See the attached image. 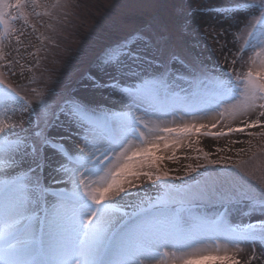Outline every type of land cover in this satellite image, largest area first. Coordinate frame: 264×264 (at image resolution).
Masks as SVG:
<instances>
[{
	"label": "rangeland",
	"instance_id": "1",
	"mask_svg": "<svg viewBox=\"0 0 264 264\" xmlns=\"http://www.w3.org/2000/svg\"><path fill=\"white\" fill-rule=\"evenodd\" d=\"M7 2L15 3V0ZM261 3L262 0H37L34 5L31 0H25L24 9H11L7 33L0 25V92L26 95L37 111L41 101H46L50 109H57L65 101L77 99L88 106L95 119L142 118L148 127L138 126L147 138L155 139L167 134L149 131V128L181 127L177 117L169 116L173 109L182 108L190 115L204 107L213 109L209 122L191 124L207 126L199 133L193 132L167 149L159 141L157 154L165 158L157 167L144 169L153 173L152 180L135 181L136 187L128 188L126 193L110 201L119 207L115 214L121 218L120 225L113 230L115 233H130L138 216L163 214L179 218L184 238L179 242L170 241L157 250L160 258L168 261L166 264H175L171 261L170 244L187 248L192 245L190 236L197 243L205 237L208 247L219 256L234 252L229 247L225 252L224 242L244 241L248 245L235 259L240 264H264V240L259 236L255 240L233 242L228 239V232L217 231L212 226L213 221L222 218L228 228L241 232L259 233L264 228V211L259 206L264 197V126L223 136L204 134L228 132L256 120L264 125V117L258 115L260 109L235 116L228 111L240 99L242 84L236 77L243 78L249 69L257 71L264 60V56L255 55L264 51L255 36L251 45L245 44L251 24L260 18ZM11 16L16 19L11 20ZM125 41L133 42L132 50L138 59L127 60L119 71L99 70V61L106 50ZM250 58L256 60L255 65ZM161 72L163 82L156 79ZM86 73L104 82L115 81L119 90L132 95L133 114H128V107L132 106H125L128 98L117 109L109 107L108 95L102 94L97 101L81 95L82 90L94 89L85 87L89 84L83 79ZM186 77L192 79L187 81ZM155 81L160 82L158 87H153ZM195 81L197 88H194ZM218 82H223L225 87H218ZM142 86L143 90L138 92ZM160 102L163 111L158 108ZM7 103L8 109L0 107V120H6L12 129L6 130L8 137L30 135L35 130L32 121L36 120L32 113L29 115L30 105L23 100L21 103L26 105L23 108L20 104ZM152 112L169 117L168 125L154 126ZM221 112L225 113L223 117L219 115ZM104 131V127H99L92 135L108 142ZM113 133L117 135V130ZM48 134L69 153H78L83 139L90 136L87 126L69 125L66 119L51 127ZM72 138L78 151L68 148L67 140ZM47 151L43 153L46 163L35 175L29 171L35 167L31 158L21 155L20 164L0 174V178L15 179L27 173L32 180L38 176L43 189L55 191L45 193L42 206H37L35 200L29 205L34 217L33 230L52 241L61 230L58 227L61 220L68 221V210L60 209L57 194L70 192L72 188L67 187L73 185L71 179L67 182V173L60 170L61 156L54 172L61 174L63 181L51 182ZM106 154L113 155L111 151ZM158 174L163 176L167 187L156 180ZM12 195L9 191L0 195V206L8 204ZM245 195L255 197L257 205L253 207ZM39 219L42 230H39ZM134 239V234L129 235V240ZM199 256L198 252L194 258Z\"/></svg>",
	"mask_w": 264,
	"mask_h": 264
},
{
	"label": "snow or ice",
	"instance_id": "2",
	"mask_svg": "<svg viewBox=\"0 0 264 264\" xmlns=\"http://www.w3.org/2000/svg\"><path fill=\"white\" fill-rule=\"evenodd\" d=\"M31 2L35 5L37 0ZM24 8L25 0H15V3L0 0V25L4 26L5 31L8 30L11 9ZM15 19V16H11V20ZM247 35L246 45H251L255 36L259 45L264 48V0L261 3L260 18L251 24V31ZM132 43L125 41L106 50L99 61L100 68L119 71L127 60L138 59V55L132 50ZM255 55L264 56V51ZM250 59L255 65L256 60ZM83 79L89 82L85 87L111 89L114 93L119 90L117 82L98 80L92 73H86ZM236 79L242 84L240 99L228 111L235 116L247 115L260 109L258 115L264 117V60L260 62L257 71L249 69L243 74V78L237 76ZM156 83L158 82H153V87ZM217 86L225 87L223 82H218ZM142 90L143 86L137 89L138 92ZM22 100V97L13 95L10 91L0 92V107L4 109H8L9 101L25 107L26 105L21 103ZM38 108L39 111L29 109L30 116L32 111H36V120L32 121L35 123V130L24 137L10 139L6 131L12 130L9 123L0 120V157L8 158L16 154L29 156L35 165L29 169L33 175L45 165L43 153L48 148L63 157L60 170L70 174L73 187L70 192L57 194V200L60 208L68 210V224L58 226L61 230L55 242L45 239L43 234L38 235L34 230L30 231V226L26 227L24 223L32 220L29 205L35 200L39 206L40 200L45 198L46 190L41 187L39 177L36 176V179L32 180L25 173L15 179L0 181V185L13 194L8 204L0 206V264H145L148 254L154 249L184 238L179 218L163 214L138 216L130 233H115L113 230L120 225L121 218L115 214L110 201L126 193L128 188L136 187L135 181L142 178L152 180L153 173L144 169L157 167L158 162L165 158L157 154L160 151L159 141H163V147L167 149L170 144H178L181 138L193 132L199 133L201 128L207 127L206 125L157 126L149 128V131L167 135L149 139L138 126L148 127L142 118H113L111 121L107 117L103 120L95 119L88 106L77 99H69L57 109H50L46 101H41ZM219 115L223 117L225 113L221 112ZM65 119L69 125L78 124L89 129L90 136L83 139V146L79 148L78 153H69L63 144L57 143L48 134L51 127L57 126ZM109 126L117 130V135L112 138L110 146L102 151L92 133L99 127ZM261 126L264 125L256 120L245 124L244 127L229 129L228 132L204 134L223 136L230 132H244L245 128ZM212 127L216 125L213 124ZM172 134H176L175 137H172ZM109 151L114 155L108 156L106 153ZM77 176L80 177L79 180L76 179ZM164 176L167 177V173H164ZM155 178L161 179L160 175ZM245 199L249 200L253 207L258 203L255 197L245 195ZM259 206L260 210L264 211V197L260 199ZM212 226L217 231L228 232V239L233 242L255 240L257 236L264 240V228L259 233L254 230L241 232L228 228L222 218L213 221ZM133 234L135 239L129 240V235ZM216 250H219V245ZM200 251L193 249V252L178 257L175 264H201L203 260L219 261L220 264H240L238 259L228 255L194 258Z\"/></svg>",
	"mask_w": 264,
	"mask_h": 264
},
{
	"label": "bare ground",
	"instance_id": "3",
	"mask_svg": "<svg viewBox=\"0 0 264 264\" xmlns=\"http://www.w3.org/2000/svg\"><path fill=\"white\" fill-rule=\"evenodd\" d=\"M98 68H99V70H103L100 67H98ZM80 93H81V95H84L87 98L89 97V99H92V100H95V101H97L98 99H101L102 98V94L108 95L107 102H108V105H109L110 108H112V107L113 108L116 107L117 109L118 108H122L123 104L125 102H128V100H129V102L125 106H127L128 104H129V106H132V107H128L130 109L128 114H130V116H131V114H133V111H134L133 110L134 109L133 106L135 105V100L130 102V100L133 99L132 95L123 94L124 92H122L121 90H118L117 92L114 93L111 89H103V88L95 89L94 88V89L82 90V91H80ZM98 95H100V96L98 97ZM127 98H128V100H127ZM135 99L137 100V97H135ZM213 114H214V111L210 107L209 108L208 107L201 108L195 115L186 114L183 111L182 108H180V109L176 108V109H173L172 113H169V116H171V118H174V116L177 117V120L179 122L178 123L179 126L183 127V126H185L184 125L185 122L188 123L189 125L195 124V122H197V121H199V122H201L203 124H206V122H209V119L212 118ZM122 115H124V114H122ZM127 118H129V117H126V119ZM123 119H125V118L123 117L122 120ZM169 120H170L169 117H166L164 115L162 116V115L158 114L157 112L156 113L152 112V122L151 123H153L154 126H155V124H158V123H159V125L160 124L168 125ZM148 134H150L149 136L153 135L152 133H148ZM95 137H96L97 142L101 145V150H103L105 147H109L110 146L109 143H107L105 141L103 142L98 135H96ZM74 142L75 141L73 140V138L71 140H69V139L67 140V145H68V148H69L70 151H78V147H75ZM136 144H137V147H138L139 144L137 142H136ZM47 150H48L47 151L48 152V156L50 158V162H49L50 163V167L52 168L51 171H49V177L48 178L54 184H61V181H63L62 178H64V177H62L61 174L54 172V165H56L57 160L60 159V155L56 154L50 148H48ZM113 155H114V153H113ZM21 160H22V158H21L20 154H16L15 156L8 157V158L0 157V174L7 173L11 169L12 166L20 164ZM66 176L68 177V178H66L67 182H68V179H71L70 178V174L67 173ZM77 178H79V176H77L76 179ZM1 180H4V179H1ZM67 188L70 189L72 187H67ZM119 197H116V198H119ZM54 203L56 205V202H54ZM60 209H62V208H60ZM29 214L32 216V220L30 222L29 221H25V222H28V226L27 227L30 226L29 230L32 231L33 230V219L34 218H33V213L32 212L29 211ZM67 224H68V221H64L63 222L61 220V224L59 226H67ZM59 229H61V228L59 227ZM56 239H57V235H54L52 241L55 242ZM194 241H197V240L195 238H193L192 236H190V242L192 243V245H188L187 248H180V246L178 247L176 245H172L171 246V244H170L169 250H170V253H171V261L173 263H175L178 257H180L182 255H187L188 253L193 252V249H200L201 251L199 253H200L201 256H219V255L215 254L214 250H211L208 247L205 237H202V240H201L200 243H197L198 241L197 242H194ZM238 243L239 244H236V243L232 244V243H225L224 242L225 248L229 247L230 250H233L234 252L230 251V253H224L222 256L228 255V256H231L233 258L239 257L237 255V253L240 255L242 250L248 245V243H245L244 241H242V242L239 241ZM159 248L160 247H157L151 253L148 254L145 264H166V263H168V261L163 260L158 255V251L157 250ZM227 252H228V249H227ZM173 253H175V255H173ZM213 262L215 263L216 261H213ZM201 263H208V260H203V261H201Z\"/></svg>",
	"mask_w": 264,
	"mask_h": 264
}]
</instances>
